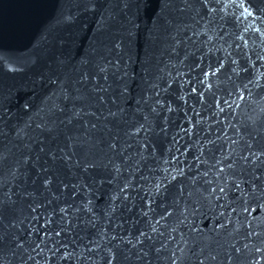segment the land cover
Returning a JSON list of instances; mask_svg holds the SVG:
<instances>
[{
    "label": "water",
    "instance_id": "obj_1",
    "mask_svg": "<svg viewBox=\"0 0 264 264\" xmlns=\"http://www.w3.org/2000/svg\"><path fill=\"white\" fill-rule=\"evenodd\" d=\"M249 3L0 0V264H264V206L208 195L264 185Z\"/></svg>",
    "mask_w": 264,
    "mask_h": 264
},
{
    "label": "snow or ice",
    "instance_id": "obj_2",
    "mask_svg": "<svg viewBox=\"0 0 264 264\" xmlns=\"http://www.w3.org/2000/svg\"><path fill=\"white\" fill-rule=\"evenodd\" d=\"M205 4L207 5L209 3V0H204ZM220 0H217V3H219ZM225 2L227 4H231L234 7H237L239 9H241V16L247 15V16H252L253 12L249 11L251 4L249 3V0H225ZM261 18L264 19V11H262L261 13ZM237 20L239 21V17H237ZM233 63H235V61H233ZM223 67V64L221 63L220 66L214 70L210 69L209 71L204 72V77L205 79H207L209 77V75H215L220 68ZM210 87V85H209ZM193 92L196 91L195 88L192 89ZM201 97H203V93H201ZM241 99H243V97H241ZM217 106H219L220 100L217 99L216 101ZM225 104H228L227 101H224ZM228 107H231L230 104H228ZM221 112L224 111V109H220ZM262 155H264V153H262ZM221 171H223V169H221ZM205 175H207V173H205ZM257 179H259V177H257ZM209 184H211V181H207ZM47 183V181H46ZM245 183H250V190L246 189L243 185ZM159 188V186H157ZM229 188L231 189V191H229ZM235 193V199L232 198V194ZM208 195L210 197H214L216 201H219L221 199H224L227 202V207L228 209L232 212V213H236L237 212V207L235 206L237 204V202H242L241 203V207L240 210L243 213H247L249 215H251V204L253 202H255L257 204L258 207L264 206L261 205V201H264V185L261 184H257L255 182H246L243 179L240 180H236L233 184H225V186L223 187H212L211 191L208 193ZM220 207H224V205H220ZM36 209H33V211H35ZM185 211H187V209H185ZM223 212L220 213L221 216H223ZM167 215H170V213H167ZM52 221L50 219L45 221V224H51ZM158 223V222H157ZM227 223H232L231 220H228ZM224 224H218L217 227H224ZM250 226V223H249ZM43 227V226H42ZM153 232H156L157 229L155 227L152 228ZM33 234H37L39 236V239L41 241V243H38L35 245V247L33 248V251H36V249H39V252L37 253V255H39L40 253H42L44 251V248L41 247V244L44 243V237H48L51 238L53 235L59 237L61 235L60 231H55V232H50V231H44L41 232L40 229H33L32 232H29V236H32ZM252 233H250L251 235ZM141 236H144L145 233L141 232L140 233ZM49 251H51V249H49ZM257 251H259V249H257ZM63 259L67 258V254L62 257ZM29 259H32L31 257H29ZM213 260H215V257H212ZM36 264H39V261H36ZM201 264H203V261H201Z\"/></svg>",
    "mask_w": 264,
    "mask_h": 264
}]
</instances>
